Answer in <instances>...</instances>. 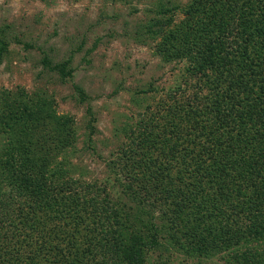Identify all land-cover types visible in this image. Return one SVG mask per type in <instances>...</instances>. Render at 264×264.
I'll return each mask as SVG.
<instances>
[{"label": "trees", "instance_id": "trees-1", "mask_svg": "<svg viewBox=\"0 0 264 264\" xmlns=\"http://www.w3.org/2000/svg\"><path fill=\"white\" fill-rule=\"evenodd\" d=\"M157 7L161 17L151 18L141 35L159 34L166 61L189 63L183 93H191L168 104L162 131L141 132L150 138L144 145L134 147L126 135L130 143L120 156L128 188L141 184L144 204L170 200L171 224L189 239L175 242L186 252L207 259L242 243L251 254L236 260L253 264L264 255L257 253L264 244V0H190L168 31L176 8ZM6 50L0 37V58ZM69 62L42 59L62 80L73 78ZM21 93L0 116V264H145L149 250L164 249L145 220L137 230L143 234L136 233L126 204L107 199V185H84L65 164L49 167L59 156L66 160L73 122L56 114L47 95ZM130 196L134 204L138 196ZM127 208L141 216L139 207Z\"/></svg>", "mask_w": 264, "mask_h": 264}, {"label": "rangeland", "instance_id": "rangeland-1", "mask_svg": "<svg viewBox=\"0 0 264 264\" xmlns=\"http://www.w3.org/2000/svg\"><path fill=\"white\" fill-rule=\"evenodd\" d=\"M189 1L0 0V37L7 45L0 58V116L22 96L21 92L49 97L56 114L73 122V142L65 151L66 160L59 156L49 167L65 164L67 174L81 179L82 184L107 185V199L113 205L117 201L121 206L126 204L124 216L129 217L130 225L135 220L136 233L144 232L137 231L142 227L140 219L145 220L150 234L154 229L159 231V244L165 248L149 250L145 264H240L236 258H249L252 246L241 243L222 247L207 259L195 250L189 253L181 248L175 241L185 244L189 239L181 236V230L175 232L178 229L171 224L170 200L155 202L154 206L144 204L141 199L146 196L145 188L141 184L128 188L126 176L130 172L120 156V149L130 143L126 135L134 140V147L144 145L150 139L147 134L162 131L168 104L182 101L191 93L190 89L183 93L190 87L183 77L189 63L185 59L166 61L159 53V34L141 35L151 18L161 17L157 13L159 5L176 8L164 31L175 29ZM44 58L52 65L70 60L67 69L74 70L73 78L62 80L56 71L43 65ZM143 122L156 123L145 127ZM139 123L141 126L136 127ZM146 130L145 138L141 132ZM3 144L0 135V147ZM158 147L156 153L161 152ZM188 149L201 148L190 145ZM125 185L126 191L122 190ZM134 192L138 197L133 204L130 195ZM101 196L104 198L105 193ZM127 206L139 207L141 216L133 217L134 210ZM257 250L264 254V244ZM252 262L262 264L264 255Z\"/></svg>", "mask_w": 264, "mask_h": 264}]
</instances>
